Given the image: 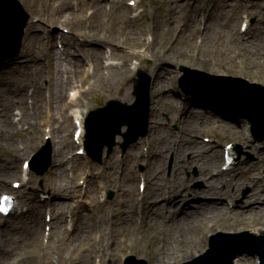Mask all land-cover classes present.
<instances>
[{
	"label": "rangeland",
	"instance_id": "1",
	"mask_svg": "<svg viewBox=\"0 0 264 264\" xmlns=\"http://www.w3.org/2000/svg\"><path fill=\"white\" fill-rule=\"evenodd\" d=\"M20 1L29 14L22 47L15 57L10 56L4 59L10 51L0 52V89H6V86H21V91L26 96L25 101L8 105L12 109V122L14 126L17 125V128L8 136L4 133L0 134V172L7 175L8 181L6 182L9 187L0 189V194L9 193L17 198L16 209L6 216L0 214L2 230L0 264H14L16 256H19L18 259L22 260L23 264H39L35 257L39 251L30 249L31 253L27 252V242L26 248H20L23 237L30 231H35L41 239L39 255L45 257L43 260L50 261L51 264H64L58 257L60 254L56 242L58 237L51 234L53 223L49 216L50 208L56 207L59 202L67 204L63 223L69 234L73 231L70 223L67 226V217L70 219L72 215L75 222L74 215L79 213L85 216L87 214L90 225L100 224L102 226L105 235L101 237L100 244L102 246L105 243L106 251L110 248L112 250L104 256L100 264H124L125 258L129 255L145 258L148 264H166L163 262L161 251L164 252L167 245L163 246L164 242H159L157 237L167 239L168 236L163 235L166 229L178 224L182 225L183 221L190 224L188 233L202 240L197 246L202 251L197 256L207 251L210 237L216 234L217 230H229L222 226L230 228L226 232L236 234L246 231L253 234L251 232L253 227L264 228V213L260 212L251 216L246 221V226L243 225L244 221L239 216L233 217L232 220L239 224L237 228H233L231 222L223 223L219 218L202 222L193 219L191 215L183 217L170 214L169 210L166 211V216L155 215L151 221L146 219L143 223L145 228L141 233L138 231L143 224H138L137 227L132 224L133 220L140 222L143 210L142 199L146 201L147 197H152V202L155 204L169 200L173 195L172 193L162 197H153L148 178L154 169H157L161 183L173 184L176 181L185 183V187L192 191H202L207 188V181L201 175V165L191 162L194 156L191 152L188 155L192 157L188 159L189 164L184 169L176 165L177 158L174 150L184 137L183 124L187 121L191 127L188 129L189 133L185 135L195 140L190 143L193 150L196 152L199 150L205 156L212 157L213 151L220 149L221 154L216 163L218 165L216 172L227 168L228 188L237 193L234 199L235 205L243 204L253 191L254 185L252 181L247 180L250 178L247 171L253 172L259 185L264 187V140L259 141L253 136L251 125L247 120L233 116L213 101L185 93L179 84V79L183 76L180 71L181 66L213 75L243 77L251 83L264 84V76L259 75L264 68L260 64L253 66L248 62L249 49L234 56L233 51L236 50L228 48L233 35L237 38V43H247V40H253L250 37L254 27L258 25L257 16L263 17L261 10L264 11V0H173V6L166 0H139V2L136 0L135 5L130 4L131 0H102L103 12L94 14L92 18H88V15L93 10L95 11V7L92 6L93 0H71L74 4L64 13L70 19L53 22L44 20V16L41 15L43 2L39 0ZM61 1L47 0V4L57 11V6ZM242 2L245 3V8L240 6ZM81 8H85L84 12L79 11ZM194 11L198 12L188 19L186 14L188 12L192 14ZM207 12L212 13L211 21L215 24L213 29H210V32L213 30L214 33L209 38L203 37L201 33H195L192 27L185 26V23L190 21V25L196 23L203 30L208 16ZM129 17L135 21L132 27L137 37L136 41L125 38L128 34L125 32L131 29L130 27L127 30ZM244 23L247 24L248 30L243 28ZM36 26H38L37 35L31 39V34L36 31L33 28ZM111 28H113L112 31L109 30ZM153 38L155 39V51L148 47ZM32 45L35 46L34 52H27ZM68 48L71 50L70 53L67 51ZM96 48L103 53L99 59L102 68L100 73L93 74V61L88 56L87 49L96 50ZM107 48L117 52L118 55L112 56L107 52ZM45 51L52 53V62L61 69L60 79L64 84H66L65 78L68 74L73 77V83L66 91L63 90L62 100H60L58 90L63 89L64 86L58 88L55 82L51 83L50 79L46 78L50 72ZM157 52L163 53L158 54ZM157 55L165 57L166 60L158 62ZM90 56L95 59L91 52ZM70 58L72 61L68 62ZM259 61L264 63V58H260ZM10 62H12L11 67L8 65ZM75 62H77L76 65ZM135 62H138V67L145 70L151 77V96L154 94L156 99L160 97L161 102L155 101L153 106L151 98L149 135L130 146L124 154L121 147L117 145L110 157L99 164L86 153L81 155L78 153V144L74 138L76 121L71 111H68L70 109L68 105L73 91L77 89L80 91L78 97L80 102L76 103L75 108L84 113L85 119L92 109L105 106L110 100L133 103L135 101L134 78L139 69H135ZM24 63L25 66H23ZM160 69L166 72V78L164 80L158 78L154 90L153 72ZM128 70L129 73H127ZM77 71H82V73L77 75ZM84 71L90 73L87 74ZM35 78H39L43 86L42 102H39L42 105L43 122L31 127L25 120L20 122V116L17 114L24 102L29 107L33 105L34 98L31 89L33 86L30 81ZM57 78L59 76H56V80ZM49 89L54 99H50ZM45 93L46 97H44ZM178 104L187 110L177 111ZM190 106L192 109L188 110ZM153 107L160 108L161 112L155 115ZM182 114L184 116L188 114L186 119L185 117L184 120L180 118ZM50 116L58 118V125L61 124V131L56 138L55 134L50 133L51 126L45 123ZM125 130L126 127L123 128V131ZM85 133L86 131L84 135ZM28 141H31V144L24 146ZM58 141L70 144L66 150V159L59 170L62 171L67 182H73L75 185L80 183L77 187L78 191L69 193L67 197L61 195L51 182L55 167L54 152ZM116 142L118 144L123 142V138L117 136ZM229 143L233 147L231 153L234 159L231 164L226 165L224 150ZM168 145L171 146L172 151L164 158L158 153V149L159 146L168 148ZM42 146H48L47 149H50L51 153L52 164L46 173L38 175L31 168L24 170V161L32 159L33 154ZM15 148L20 149L15 151ZM77 156L79 157L74 159ZM13 164L18 165L21 170V173L15 176L10 175ZM38 166L41 167L42 164L39 163ZM87 169H91L93 175L91 173L88 175ZM231 172L232 175H228ZM234 173L236 175L232 180ZM144 174L148 176L145 188L148 192L146 197H142L145 190L142 191L139 187ZM79 178L81 181H78ZM84 179L89 180L90 184L86 190H84L86 186L83 184ZM14 182H20V186L14 187ZM220 185L225 186L226 184L221 183ZM90 189L96 194V198L92 199L95 203L90 200L92 196ZM87 190L89 191L86 194ZM111 190L115 193L113 198L109 199L108 193ZM57 194H60L62 198L56 197ZM80 200L89 204L84 205ZM125 201L127 202L121 207ZM191 202L196 203L194 200ZM71 208L74 210L72 211ZM123 210L126 211L124 214L127 217L122 218ZM128 220H131L129 225L125 224ZM256 222L261 224L257 225ZM198 224H205V227L200 228ZM123 227L131 233L128 238L126 236L129 232L127 235H122ZM213 227L217 229L214 230ZM10 236L12 239L17 238V240L13 239L17 248L12 247ZM99 236L98 234L93 235V240L97 244ZM113 237L119 243L117 247H114L112 243V241L116 242ZM152 251L156 252L155 257L150 255ZM111 253L115 255V258ZM191 254V250L175 251L174 256L177 261L174 264L190 261L194 258ZM248 255L239 257L246 259L250 264H257V258ZM236 259L233 260L234 264H236Z\"/></svg>",
	"mask_w": 264,
	"mask_h": 264
},
{
	"label": "bare ground",
	"instance_id": "2",
	"mask_svg": "<svg viewBox=\"0 0 264 264\" xmlns=\"http://www.w3.org/2000/svg\"><path fill=\"white\" fill-rule=\"evenodd\" d=\"M39 1L43 2V5H42L43 10L41 12V15L44 16V20H50L53 22V21H61V20L67 21L70 19L64 13L66 12V10H68V8H71V6L74 4L72 3L73 0L72 1L62 0L57 6V11H55L53 6H50L47 4V0H39ZM166 2L171 4V6L174 5L173 0H166ZM92 6L95 7V11L93 10V12L90 15H88V18H92L94 14L103 12L104 5L102 4V0H93ZM240 6L242 8H245V3L242 2ZM84 10L85 8H81L79 11L84 12ZM197 12L198 11H194L192 14L188 12L186 16L188 17V19H191L193 15ZM261 14H263V17H260V15L257 16L258 25L257 27L256 26L254 27L253 33L251 34V37H250L253 40L252 41L247 40V43L246 42L237 43L236 41L237 38L233 35L232 40H231V45H229L228 48H232L236 50V51H233L234 56L237 55V53L239 54L242 51L249 49L250 56L248 58V62L253 66H257L258 64H260L264 68V63H261L259 61L260 58H264V42H263L264 41V25H261L264 23V11L263 10H261ZM207 15L208 16L206 18V23L204 22L205 26L203 30L196 23H194L193 25H190L189 23L190 21H187L185 23V26L192 27L195 33L197 34L201 33L202 36L205 38L211 37L214 32L213 30L210 32V29H213V26L215 24L214 22L211 21L212 13L207 12ZM134 22H135L134 19H132L131 17L128 18L127 30H129L130 27L131 29L129 32H125V33H128L127 36L125 35V38L132 40V41L137 40V37L132 27L134 25ZM37 29H38V26L33 28V30H36V31L33 32L34 34L33 33L31 34V39L33 38L34 35H37L36 34V32L38 31ZM109 30L112 31L113 28ZM109 38H111V36ZM49 41L50 40L48 38V42ZM111 43L113 45V41H111ZM47 45H50V43H48ZM154 45H155V39L153 40V42H151L148 45L149 49L153 48L152 51H155ZM34 48L35 46L32 45L31 48H29L27 52H34L35 50ZM39 48L41 49V47ZM109 50H111L112 56L118 55L117 52H114L112 51V49L107 48L108 52ZM67 51L68 53H70L71 52L70 48H68ZM87 52H88V56L92 58V61H93V66H94L93 74L100 73L102 66L100 64L99 59L101 58L103 53L97 48L96 50L87 49ZM90 52L94 55L95 59L92 56H90ZM157 53L162 54L163 52L162 53L157 52ZM33 54L31 56H33ZM44 54H45V57L48 59L49 72H50V75H46V78L50 79L51 83L55 82L58 88L64 86L63 89L60 88L58 90L60 92V100H62L63 90L66 91L68 86H70L73 83V77L70 74H68L65 78L66 84H64L63 81L60 79L61 69L58 66H55L52 62V58H53L52 53L45 51ZM156 57H157L156 60L158 62L166 60V58L161 55H157ZM67 61L71 62L72 59L70 58ZM76 64L77 62H75V65ZM23 66H25V63L23 64ZM160 70H154L155 72H153L154 73L153 74L154 75V90L156 89V81L158 80V78L162 80L166 78L165 76L166 72H163L162 70L161 71ZM84 72L87 74L90 73L89 71H84ZM80 73H82V71H77L76 74L78 75ZM127 73H129V70ZM259 75L264 76V69H263V72L261 73L259 72ZM56 76H59L57 80H56ZM99 76L100 74L98 75V77ZM30 84H32L33 86L31 89L33 92V98H34L33 102L34 103L31 107H29L28 104L24 102L23 107H21V109L19 108V110L21 112L20 122L25 120L26 123H29L31 127H33V125H39L43 122L42 105L39 104V102H42V97H43L42 87L43 86H42V83L39 81V78H35L34 80H31ZM6 87H7L6 89L4 88L0 89V96H4L3 98L2 97L0 98V134L4 133L5 136H8L10 133H12L14 129L17 128V125L14 126V123L12 122L13 121L12 113H11L12 109H10L8 105L14 104L15 102L21 103L25 101L26 96L21 91V86L20 87L6 86ZM50 89L52 90V88ZM50 89H49V92H50ZM163 89L166 90L165 87H163ZM74 91H76L75 93H77L78 89ZM157 92L159 93L160 91L158 90ZM50 95H51L50 99L52 98L54 99V95L52 94V92H50ZM44 97H46V93L44 94ZM152 99H153V106H154L155 101L161 102L160 97L156 99L154 94L152 95ZM77 102H80L79 98L76 100H71L70 104L68 105V107L70 108L68 109V111H71L72 117H74L78 121V126L76 127V129L80 128L82 130V128L84 129V122H85L84 116L85 115L84 113H82L81 111H78L75 108ZM67 104H65L66 107H67ZM51 106L52 104L50 105V108ZM178 106L179 107L177 111L187 110L186 108L182 107L180 104H178ZM190 109H192L191 106L189 107L188 110ZM160 110H161L160 108L159 109L154 108L153 113L155 115H158L157 112H161ZM182 115L183 116L180 115V118L184 120V117L186 119L188 114H186V116H184V114ZM58 121H59L58 118L56 117L54 118L52 116H50L49 118L45 120V123L48 124V126H51L50 133L55 134V138L57 134H59L61 131V127H60L61 124L58 125L59 123ZM189 127H191V124L188 123V121L183 124V129L185 131V134L189 133L190 131L188 130ZM84 131L85 129L83 130V132L81 133L79 137L78 149L83 147ZM185 134H183L184 137L180 140L179 144L175 147V150H174L176 158H177L176 165L180 169H184V167H186L189 164L188 159L192 157V155L191 156L188 155L191 152V154L194 155L191 162L196 163L199 166L201 165V169H200L201 175L207 181V184H208L207 188H205L202 191H192L185 187V183H181L177 181L173 184L161 183L160 182L161 178L159 177V173H157V169H154L150 178H148L149 183L151 184V192L153 194V197H158V196L162 197V196L172 194V193L173 195L170 196L169 200L159 201V202H156L155 204L152 202V197H147L146 201L142 199L141 204L143 205V210L141 211L142 216H141L140 222L137 223L136 221L133 220L132 224L136 225L137 227L138 224H143L144 222H146V219L147 221H151L154 218L153 216L155 215H165L166 216L167 214L166 211L169 210L170 214H173V215L177 214V216L181 215L183 217H185L186 215L187 216L191 215L193 216V219H196L197 221H202V222H205L207 219L212 220L215 218H219L223 223L231 222V226H233V228H237L239 224L238 222H234V220H232L233 217L239 216V218L242 221H244L243 225L246 226L247 225L246 221L251 216H253L254 214H257L258 212L263 214L264 213V187L259 185L258 179L254 178L253 176V172L247 171L249 172V176H250V178H248L247 180L252 181L254 185L253 191L251 192L248 199L245 202H243V204L241 203V204L235 205L234 199L237 197V193L234 190L231 191L228 188L229 181L226 180L227 170L225 171L220 170L216 172V168H218V165L216 163L221 154L220 149H215L212 153V157L205 156L203 152L199 150H197L198 152H196L195 150H193L192 147H190L192 145L190 143L191 142L193 143V141L195 140L191 139L189 136ZM29 144H31V141H28L27 143H25L24 146L29 145ZM69 146L70 144L64 141L56 142V149L54 152L55 167L53 170V179L51 180V182L57 188L59 193L65 197H67L69 193H76L78 191L77 189L78 185H75L73 182H67L62 171L59 170L62 163L66 159V150L69 148ZM18 149L20 148H15V151H17ZM171 151H172V148L170 145H168V148H162L161 146H159V149H158V153H160V155L164 158ZM78 157L79 156L74 157V159ZM19 173H21V170H19L18 165L13 164L11 167L10 175L15 176V175H18ZM91 175H93V172H91ZM228 175H232V172L231 174H228ZM235 175L236 174L234 173L232 180L235 177ZM145 177L147 178L148 176L145 174ZM6 181H8L7 175H3L2 172H0V189L9 188L8 183ZM88 181L85 180V182H88ZM221 183H225L227 186L226 185L221 186L220 185ZM88 191L89 190L86 191V194L88 193ZM89 192L92 194L91 199L90 198L89 199L91 200L92 203H95L92 199L94 197L96 198V194L94 193L92 189H90ZM189 193L191 194L189 195ZM60 194H57L56 197L62 198ZM147 194L148 192L143 194L142 197H146ZM192 200H194L196 203H192L191 202ZM97 202L98 201H96V203ZM126 202L127 201L122 203L121 207L124 206ZM55 203L57 204L56 201ZM81 203L84 205L86 203L89 204L86 201H81ZM66 208H67V204H64L63 202L62 203L59 202V204L56 207L50 208L51 212L49 213L51 223H53V235L55 234L58 237L56 242H57V248L60 251V254L58 255L60 261L64 264H95L96 259L100 258L101 263H102L104 256L108 255L110 253V250H112L110 248L109 251H106L105 243L102 246L100 244L101 237L105 235V233L102 230V226L100 224H97V226L90 225L89 220L87 218V214L85 216L79 213V214L74 215L75 222L70 224L72 227L73 233L69 234L68 229L63 223L64 211ZM71 209L72 211L74 210L73 208ZM124 212L126 211L123 210L121 212L122 218L127 217V215L124 214ZM130 223H131V220H128L127 222H125V224H128V225ZM256 224L260 225L261 223L256 222ZM189 225L190 224L183 221L182 225L178 224L174 226L173 228L166 229L163 235L168 236L167 239H162L160 237H157V239L160 240L159 242H164L163 246L167 245L164 252L161 251V256H163L164 263L166 264L176 263L177 259L174 256L175 251H180L181 249L191 250L192 252L191 257H195L199 253H201L202 250L198 249L197 246L201 244L202 240L197 239V236H195L194 234L191 236L188 233V229L190 230ZM198 225L200 228L205 227V224L203 225L198 224ZM222 227L224 229L230 230V228L228 227H224V226ZM144 228H145V225L144 224L141 225L138 233H141ZM213 229L215 230L217 228L213 227ZM221 230L222 229L217 230L216 232L221 231ZM229 230H226V231H229ZM128 232L129 231L126 230L125 227H123L122 235H127ZM251 232H253V234L255 235L263 234L264 228L253 227V231ZM0 234H2L1 221H0ZM94 234L100 235L98 244L95 243V241L93 240ZM130 235L131 233L129 232V234L126 237L128 238V236ZM171 236L174 237V239H171L172 238ZM113 238L116 240L115 237ZM13 239L17 240L16 237H14ZM13 239L10 236V243L12 247L17 248ZM144 239H146V237ZM23 241H24V244H23ZM26 242L28 243L27 252L31 253L30 249H36L37 251H39L35 255V257L39 261V264H51L50 261L47 262V260H43L45 258L44 256L39 255L40 253L39 248H41V239L38 237L35 231L33 232L30 231L26 236L23 237L20 248L22 247L26 248ZM112 243L114 244V247L115 246L117 247L119 245L117 240L115 243L112 241ZM121 245H124V244H121ZM63 250H66V251H63ZM111 255L115 258L114 254L111 253ZM150 255L155 257L156 252L152 251ZM18 257L19 256L15 257L14 264H23L22 260L19 261ZM39 258H41V260ZM236 264H250V263L247 262L246 259H243L242 257H238V259H236Z\"/></svg>",
	"mask_w": 264,
	"mask_h": 264
},
{
	"label": "water",
	"instance_id": "3",
	"mask_svg": "<svg viewBox=\"0 0 264 264\" xmlns=\"http://www.w3.org/2000/svg\"><path fill=\"white\" fill-rule=\"evenodd\" d=\"M28 18L17 0H0V49L9 45L13 54L18 52ZM181 70L184 75L179 79V84L185 93L213 101L233 116L247 119L252 125L254 137L259 141L264 140V85L233 76L212 75L186 66H182ZM135 83L137 100L134 104L110 101L107 106L94 110L87 119V150L92 158L101 163L104 148L108 146L107 154L110 156L116 145V136L122 134L123 125L129 127L123 133L124 151L140 136L144 137L148 133L150 78L140 71ZM43 153L44 151H40L36 157ZM45 170L46 167L39 170V173H44ZM112 196L111 192L110 198ZM203 254L181 264H234L233 260L244 254L257 256L259 264H264V233L262 236H254L248 232H220L213 237L211 249ZM141 259L147 262L145 258ZM135 260L134 256L130 257L127 264H132Z\"/></svg>",
	"mask_w": 264,
	"mask_h": 264
}]
</instances>
